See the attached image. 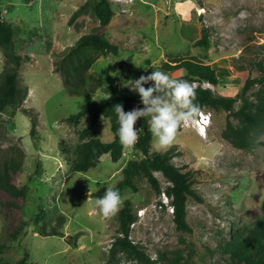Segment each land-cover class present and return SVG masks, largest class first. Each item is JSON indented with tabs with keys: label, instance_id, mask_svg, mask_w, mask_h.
Here are the masks:
<instances>
[{
	"label": "rangeland",
	"instance_id": "obj_1",
	"mask_svg": "<svg viewBox=\"0 0 264 264\" xmlns=\"http://www.w3.org/2000/svg\"><path fill=\"white\" fill-rule=\"evenodd\" d=\"M86 1L0 0L4 18L16 29V51L23 57L20 82L29 90L17 109L7 106L0 111V162L19 160L23 168L19 180L30 187L23 207L0 188V244H6L0 264L24 258L30 264H141L124 252L112 257L120 230L118 214L104 218L94 211V202L100 190L118 184L125 161L143 153L132 147L118 161L106 153L88 171L72 168L78 144L95 136L105 142L115 138L109 117L103 116L105 125L101 116L95 127L90 115L79 124L68 120L82 104L108 97L102 88L90 96L71 95L56 70L59 55L82 35L97 30L120 47L118 53L100 56L93 64L90 85L99 77L122 86L149 75L153 68L160 71L171 55L226 62L231 72L220 87L226 95H236L246 77L260 74L256 62L264 59V0H111L115 15L107 26H100L92 11L70 25L71 16ZM204 25L211 30L209 50L192 40L193 32ZM5 65L0 48V75ZM256 90L253 87L250 94ZM240 105L241 101L237 108ZM209 110L207 138L190 126L180 128L174 142L180 152L174 162L192 171L197 194L188 199L191 230L179 228L175 213L160 207L163 193L145 178L138 180V191L127 188L121 194L120 208L129 198L138 216L130 238L155 259L161 252L169 257L180 253L181 264L225 263L228 255L220 245L262 215L264 131L254 146L237 147L222 136L229 113ZM135 127L139 129V120ZM85 128L89 132L83 136ZM153 145L155 150L168 149ZM156 174L165 189L170 182L161 172ZM141 209H146L143 216ZM19 226L23 227L15 239L12 234Z\"/></svg>",
	"mask_w": 264,
	"mask_h": 264
},
{
	"label": "trees",
	"instance_id": "obj_2",
	"mask_svg": "<svg viewBox=\"0 0 264 264\" xmlns=\"http://www.w3.org/2000/svg\"><path fill=\"white\" fill-rule=\"evenodd\" d=\"M88 11H92L99 19L100 26H107L115 15L111 0H87L73 13L69 20L70 25H75L77 18ZM15 36V26L4 18L3 10L0 8V48L3 49L6 56V65L0 75V111L5 110L7 106L17 109L25 101L29 92L28 88L22 87L20 82V67L23 57L16 51ZM211 42V30L204 25L201 28V36L194 43L209 50ZM119 50L120 47L112 42L105 33L93 30L82 35L74 45L59 55V59L56 61V70L61 74L65 87L71 95L90 96L97 88H102L108 95V98L82 104L81 109L68 117V120L71 123L79 124L82 118L90 115L91 125L95 127L101 116L109 117L115 134V138L109 142L95 136L78 144L72 163L74 171H88L97 166L102 155L106 153H110L113 160H120L125 154V149L120 144L117 135L119 125L113 107L116 104H122L126 112L136 106L144 107L139 95L130 91L128 87H122L118 83H107L99 77L94 78L96 83L90 85L91 77L88 75V71L97 59L103 55L118 53ZM256 67L259 68L260 74L256 77L251 75L246 77L243 86L236 95L222 94L211 87L202 85L204 81L214 85L219 83L217 68L208 63L204 57L171 55L163 63L162 69L173 73L183 69L171 77L190 83L195 80L201 82L197 87H193L195 103L201 109L227 111L229 115L226 127L222 131L223 138L237 147L249 148L257 143L259 134L264 131V59L257 61ZM253 87H257V90L250 94ZM239 101H241V105L237 108ZM138 130L139 139L134 148L143 153V157L129 159L122 169L123 177L112 188L117 190L120 195L127 188L138 191V180L145 178L156 192L165 191L172 198L178 227L191 230L187 222L188 199L191 195H197L193 188L192 171L185 170L174 162V158L180 153L177 144L165 151L154 149L148 118L139 119ZM88 132L89 129L85 128L82 130V135L84 136ZM22 172L23 168L19 160L11 158L9 161L0 162V188L17 198L14 203L19 207L25 205L30 189L27 184H22L19 180ZM157 172H161L170 182L165 189H163ZM105 191L100 190L99 197H102ZM117 214L120 230L111 248L112 257L119 252H124L137 259L141 264L182 263L183 255L180 253L175 257H169L161 252L159 259H155L130 238L132 223L138 218L131 199L125 200V204ZM22 227L19 226L13 232L12 235L15 239ZM44 233L60 234L58 231H45ZM0 245V253H3L6 244ZM220 249L228 255L227 261L220 264H264V201L262 215L254 223L248 224L241 232L233 234L231 239L225 240L220 245ZM2 264L30 263L24 258L16 263L3 262Z\"/></svg>",
	"mask_w": 264,
	"mask_h": 264
},
{
	"label": "clouds",
	"instance_id": "obj_3",
	"mask_svg": "<svg viewBox=\"0 0 264 264\" xmlns=\"http://www.w3.org/2000/svg\"><path fill=\"white\" fill-rule=\"evenodd\" d=\"M122 86L137 93L144 105L143 108L127 112L122 104L113 107L119 125L117 135L125 150H130L138 142L139 130L135 125L140 118H148L153 142L160 150L174 144L180 128L203 120L201 108L195 103V90L189 81L172 78L162 71H153L138 79L124 81ZM102 120L106 125L103 116ZM121 203L120 193L108 187L105 194L95 200L94 211L104 218H110L119 212Z\"/></svg>",
	"mask_w": 264,
	"mask_h": 264
},
{
	"label": "built area",
	"instance_id": "obj_4",
	"mask_svg": "<svg viewBox=\"0 0 264 264\" xmlns=\"http://www.w3.org/2000/svg\"><path fill=\"white\" fill-rule=\"evenodd\" d=\"M115 2H126L129 0H114ZM201 82H199L198 80H195L193 82H191V85L193 87H197ZM202 85L204 87H211L212 83L208 82V81H204L202 83ZM202 111V115H203V120L202 121H198L195 124H189L187 126H193L197 129L198 133L203 136L204 138L207 136L208 133V127L212 122V111L209 109H201ZM163 193V199L160 201V207L161 208H166L170 214H174L175 213V205L172 203V198H170L167 193L165 191L162 192ZM146 213V209H141L139 211L140 216H143ZM136 223L133 222L132 226Z\"/></svg>",
	"mask_w": 264,
	"mask_h": 264
},
{
	"label": "crops",
	"instance_id": "obj_5",
	"mask_svg": "<svg viewBox=\"0 0 264 264\" xmlns=\"http://www.w3.org/2000/svg\"><path fill=\"white\" fill-rule=\"evenodd\" d=\"M168 1H170V0H168ZM169 8H171V7H169ZM168 8L167 7H165V10H167ZM192 29H193V27H192ZM193 34H196V36H195V38L194 39H192V40H197L198 39V37H200V35H201V28L198 26L197 27V32L196 33H194L193 32ZM118 42V41H117ZM206 60V59H205ZM216 61V60H215ZM208 63H211L214 67H216L217 68V70H218V74H219V83L217 84V90L220 92L221 91V88L220 87H222V81H223V79H225V78H229V76H228V74H230V70H227V65L225 64L226 62H222V64H219V62H208ZM154 66L153 65H151L150 67H148L147 69H146V71H148V72H150V70L153 68ZM155 71H157L158 69L156 68H153ZM160 71L162 70V69H159ZM227 71H229V72H227ZM162 72H164V73H166V74H168L169 76H172L173 75V72L171 73V72H169V71H165V70H163ZM214 87H216L215 85L213 86V89H214ZM187 127H190V126H184L183 128H187ZM194 128V127H193ZM182 130H184V129H182ZM208 133H209V129H208ZM207 137H208V134H207ZM128 160H126L125 161V164H126V162H127Z\"/></svg>",
	"mask_w": 264,
	"mask_h": 264
},
{
	"label": "bare ground",
	"instance_id": "obj_6",
	"mask_svg": "<svg viewBox=\"0 0 264 264\" xmlns=\"http://www.w3.org/2000/svg\"><path fill=\"white\" fill-rule=\"evenodd\" d=\"M203 9H201V11H202Z\"/></svg>",
	"mask_w": 264,
	"mask_h": 264
}]
</instances>
